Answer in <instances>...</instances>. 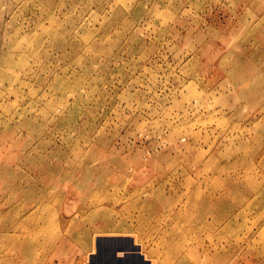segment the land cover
<instances>
[{
	"label": "rangeland",
	"instance_id": "374dc122",
	"mask_svg": "<svg viewBox=\"0 0 264 264\" xmlns=\"http://www.w3.org/2000/svg\"><path fill=\"white\" fill-rule=\"evenodd\" d=\"M27 246L264 264V0H0V264Z\"/></svg>",
	"mask_w": 264,
	"mask_h": 264
},
{
	"label": "bare ground",
	"instance_id": "6f19581e",
	"mask_svg": "<svg viewBox=\"0 0 264 264\" xmlns=\"http://www.w3.org/2000/svg\"><path fill=\"white\" fill-rule=\"evenodd\" d=\"M8 58V57H7ZM10 58V57H9ZM4 63V65L5 66H7V67H11L10 65L12 64V63H6V62H3ZM98 179V178H97ZM104 180V179H103ZM102 180V181H103ZM105 183V182H104ZM104 185V184H103ZM90 188H92V187H90ZM98 189V188H97ZM95 190V189H94ZM93 190V191H94ZM90 191H92L91 189H90ZM149 205V204H148ZM227 206V205H226ZM230 208V207H229ZM149 209V208H148ZM9 212V211H8ZM101 212V211H100ZM118 213V212H117ZM9 214H12V211L11 212H9ZM17 214V213H16ZM7 216V215H6ZM11 216V215H10ZM94 216H96V215H94ZM5 217V216H4ZM13 217V216H12ZM15 217V216H14ZM93 217V216H92ZM97 217V216H96ZM105 217H107V216H105ZM14 219V218H13ZM18 219V218H17ZM31 219V218H30ZM11 220V219H10ZM102 220V219H101ZM4 221V220H3ZM14 222H17V220L16 221H14ZM108 222V221H107ZM7 223H8V220H7ZM20 223H22V221H20ZM91 223V222H90ZM11 224V223H10ZM9 224V225H10ZM7 225V224H6ZM13 225H16V224H13ZM100 225H101V223H100ZM104 225V224H103ZM109 225V224H108ZM217 226V225H216ZM229 226V225H228ZM9 227V226H8ZM7 227V228H8ZM13 227V226H12ZM11 227V225H10V228H12ZM16 227V226H15ZM112 227V226H111ZM26 228V227H25ZM100 228H101V226H100ZM8 230V229H7ZM99 230V229H98ZM17 231H18V229H17ZM16 231V232H17ZM92 231V230H91ZM122 231V230H121ZM103 232V231H102ZM120 232V231H119ZM89 234V233H88ZM94 234V233H93ZM104 235V234H103ZM98 237V236H97ZM103 238V237H102ZM89 240H91V239H89ZM108 240V239H107ZM112 240V239H111ZM92 241V240H91ZM106 241V240H105ZM100 242H101V240H100ZM109 242H111V241H109ZM108 243V242H107ZM85 244H87V243H85ZM87 245H89V244H87ZM93 245H95V244H93ZM23 246V245H22ZM109 246V245H108ZM23 248V247H22ZM89 248V247H88ZM21 250V249H20ZM90 250V249H89ZM107 251V250H106ZM108 252V251H107ZM18 253V252H17ZM29 255H30V248L27 246V247H24L17 255H15L12 259H10V261L12 260V263L11 264H18L20 261L22 262L23 260H25L27 257H29ZM97 258H99V256L97 257ZM136 260V259H135ZM10 261L8 260L5 264H9L10 263ZM16 262V263H15Z\"/></svg>",
	"mask_w": 264,
	"mask_h": 264
}]
</instances>
